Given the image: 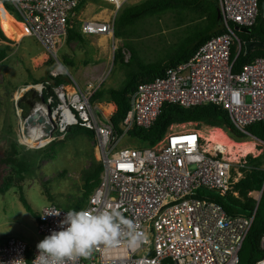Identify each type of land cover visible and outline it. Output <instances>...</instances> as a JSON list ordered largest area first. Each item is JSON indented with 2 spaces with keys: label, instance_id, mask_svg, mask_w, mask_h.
Listing matches in <instances>:
<instances>
[{
  "label": "built area",
  "instance_id": "2783aa9c",
  "mask_svg": "<svg viewBox=\"0 0 264 264\" xmlns=\"http://www.w3.org/2000/svg\"><path fill=\"white\" fill-rule=\"evenodd\" d=\"M107 1L112 9L100 8L98 16L86 17L78 10L80 0H9L10 8L0 0L10 21L21 31L17 40L7 36L10 44L16 45L24 34L34 35L55 65L62 64L66 69L57 73L54 65L49 73L69 77L52 85L45 96L42 91L50 84L49 79L29 82L35 85L54 123L47 142L62 139L74 124L94 132L92 151L96 150L100 170L83 204L74 210L119 204L124 215L140 224L150 237L148 244L136 249L101 248L90 259L81 258L79 264H236L254 210L250 215L229 214L212 193L237 194L234 183L247 166L244 155L231 158L229 152L210 145L204 132L187 127L167 130L150 146H117L134 126H150L164 102L184 107L218 104L235 127L247 134L248 124L264 123V55L253 56L238 69L233 67L245 42L238 32L250 30L254 24L258 0H217L223 30L200 43L185 60L166 67L162 74L139 81L128 94L129 106L119 122L120 131L109 118L111 112L105 113L91 100L107 70L79 83L58 56L74 20H79L81 33L113 37L119 8L127 2H138ZM18 136L21 140L24 135L21 132ZM256 191V195L246 193L258 201L261 193L260 189ZM68 210L52 201L45 203L38 211V232L46 237L60 230L59 222ZM55 211L60 215L44 216ZM260 246L264 249V233ZM38 254L36 247L31 248L18 236L9 235L0 243V264H32ZM255 264H264V256Z\"/></svg>",
  "mask_w": 264,
  "mask_h": 264
},
{
  "label": "rangeland",
  "instance_id": "374dc122",
  "mask_svg": "<svg viewBox=\"0 0 264 264\" xmlns=\"http://www.w3.org/2000/svg\"><path fill=\"white\" fill-rule=\"evenodd\" d=\"M135 2L137 1L127 2L119 10ZM105 4L103 0H83L79 3L78 10L81 11V16H85ZM9 11L15 14L13 10ZM1 13L7 14L6 10ZM175 15L174 11H167L157 16L141 17L131 25L128 34L120 37L81 33L83 40H65L58 51L59 59L79 83L90 80L104 69L107 70V75L102 83L106 86H119L126 76L127 68L131 65L135 67L140 61L162 58V53L168 46L181 37L185 22H179ZM72 24L79 30L78 19ZM5 30L8 31L6 25ZM19 37L20 35L13 38L17 40ZM40 49L41 44L34 35L24 34L8 57L0 62V156L12 138H15L21 157L27 160L28 166L23 172L21 187L33 210H39L48 201H53L60 207L74 209L79 197L83 194L86 196L89 186L97 179V163L94 162H98V157L96 150L92 151L94 138L85 133L69 134L53 143H46L41 148L28 145L22 138L18 140V135L21 134V116L18 109L24 107L27 110L28 105L42 102L33 85L29 83L37 82L32 81V76L38 78L44 74L45 61L51 57L44 48L42 51ZM64 56L69 62L62 60ZM128 59L132 62L130 65L126 63ZM23 88L26 90L22 91ZM107 102L109 101H93L94 104L104 107ZM42 105L44 106L43 103ZM182 127L199 129L206 133L218 126L186 121L172 123L168 130ZM221 129L236 140L227 130ZM248 137V140L257 143L258 149V153L248 155L264 153V142L251 135ZM128 145L144 146V143L138 137L124 133L117 147ZM244 158L247 159L246 155ZM9 235L21 237L31 248H37V244L45 238L37 230L34 215L22 204L15 185L0 192V237Z\"/></svg>",
  "mask_w": 264,
  "mask_h": 264
},
{
  "label": "trees",
  "instance_id": "16d2710c",
  "mask_svg": "<svg viewBox=\"0 0 264 264\" xmlns=\"http://www.w3.org/2000/svg\"><path fill=\"white\" fill-rule=\"evenodd\" d=\"M1 1L6 8H10L9 0ZM82 1L80 0V2ZM262 1L258 0V14L254 24L250 26V30L238 32L244 41L259 40L264 43ZM0 6L3 7L1 2ZM167 11H174L177 20L181 23L185 22L184 33L181 37L168 46L166 51L162 53V58L153 59L148 62L140 61L137 62L135 67L131 65L130 68H127L126 76L119 86H106L101 83L92 95V102L95 100H106L112 101L115 104V108L109 118L118 131L121 130L119 122L129 106L128 94L139 81L162 74L166 67L174 65L178 61L185 60L200 43L212 34L219 33L223 30L222 16L217 0H140L129 6L122 7L119 10L115 17L114 35L120 37L121 35L128 34L131 25L141 17L157 16ZM0 28L2 29L1 24ZM1 29L0 62H3L13 50L14 46L10 44L12 40ZM72 39H84L81 32L73 24L68 27L66 35L67 41ZM234 53L235 49H233L231 57L234 56ZM255 55H264V46H254L245 51L244 44H242L233 63L234 69H238L244 62ZM62 60L69 62V59L65 56ZM126 63L130 65L132 62L128 59ZM53 65H55L54 59L49 57L45 61L44 74L38 78L31 77L32 81L50 80V84L42 91L43 96L47 92H50L52 85L69 80L67 74L52 76L49 70ZM186 121L221 127L227 130L236 141H244V139L250 138L248 136L252 135L264 142V123L262 121L248 124L246 129L249 134H247L235 127L226 110L212 102L190 107H184L174 102H164L160 113L150 126H134L129 133L141 139L144 146H150L163 136L169 129L170 124ZM75 133H85L90 138H94L93 130L80 124L69 126L65 135ZM57 140H50L47 144ZM16 145L15 138H12L0 156V192L6 191L10 186H17L22 204L37 218L39 210L32 209L21 187V182L24 179L23 172L27 169L28 165L27 160L21 157ZM246 158L247 166L242 168L243 175L234 183V189L237 191V194H233L232 192L226 194L212 193L213 199L220 203L229 214L243 213L250 215L254 210L253 220L242 242L239 250V260L236 264H255L259 258L264 256V249L260 246V237L264 233V166H262L264 153L257 154L256 156L246 155ZM94 163H97L95 170L99 172L100 164L98 162ZM93 184L89 186L86 195ZM260 188L262 190L258 201L246 193ZM84 197H86L85 194L79 197L78 202L73 207L74 209L81 207L85 199Z\"/></svg>",
  "mask_w": 264,
  "mask_h": 264
},
{
  "label": "clouds",
  "instance_id": "9594fccd",
  "mask_svg": "<svg viewBox=\"0 0 264 264\" xmlns=\"http://www.w3.org/2000/svg\"><path fill=\"white\" fill-rule=\"evenodd\" d=\"M54 71H66L62 64ZM59 216L60 211L44 216ZM60 230H53L37 244L39 254L32 264H79L81 258L90 259L95 251L125 246L139 248L150 242L149 234L134 220L127 218L119 204L86 209H70L59 222Z\"/></svg>",
  "mask_w": 264,
  "mask_h": 264
},
{
  "label": "bare ground",
  "instance_id": "6f19581e",
  "mask_svg": "<svg viewBox=\"0 0 264 264\" xmlns=\"http://www.w3.org/2000/svg\"><path fill=\"white\" fill-rule=\"evenodd\" d=\"M24 90L26 89L23 88L22 91ZM27 107V110L24 107L18 109L21 116V132L24 135L22 139L32 147L41 148L48 140V133L44 130L46 122L45 106L42 105V102L37 101L34 105H28ZM102 107L104 112L107 113L112 109V104H107L105 107L103 105ZM40 116L43 119L37 121ZM31 119L35 121L33 124H30ZM205 136L211 142H209L210 145L219 146L224 151L229 152L231 158H238L249 153H258L257 143L255 141L247 140L240 142L233 140L220 127H213V130L206 132ZM249 193L257 194L256 190H252Z\"/></svg>",
  "mask_w": 264,
  "mask_h": 264
},
{
  "label": "crops",
  "instance_id": "0c3cea01",
  "mask_svg": "<svg viewBox=\"0 0 264 264\" xmlns=\"http://www.w3.org/2000/svg\"><path fill=\"white\" fill-rule=\"evenodd\" d=\"M106 2V4L104 6H102L101 8L105 9V11H108L110 9L113 8V5L112 3H110L109 1L107 0H103ZM100 5V4H98ZM5 10L3 7L0 6V24H1V27L2 29L4 30L5 34L10 36V37H17L18 35H21V31L19 30V28L15 25V23L13 24L11 21H10V17L8 14H5V15H2V11ZM99 10H100V7L97 9V10H94L92 12H90L89 14L85 15L86 17H95V16H98L99 15ZM81 13V11H80ZM5 25L8 29V31L5 30ZM19 42V41H18ZM18 42L16 43V45H13V49L17 46ZM41 44V43H40ZM41 51L43 50V46L41 44ZM39 50V52H41ZM33 53H37V52H33ZM37 56V55H36ZM32 58V57H31ZM99 71V70H98ZM106 104V103H105ZM107 104H112V109L109 111L112 113V111L114 110L115 108V104L112 102V101H109L107 102ZM102 106V105H101ZM53 202V201H52ZM55 203V202H54ZM30 212V211H29ZM33 215V214H32ZM35 217V216H34ZM36 218V217H35ZM37 220V218H36ZM7 236H3V237H0V243L4 240V238H6ZM30 246V245H29Z\"/></svg>",
  "mask_w": 264,
  "mask_h": 264
},
{
  "label": "water",
  "instance_id": "95a60500",
  "mask_svg": "<svg viewBox=\"0 0 264 264\" xmlns=\"http://www.w3.org/2000/svg\"><path fill=\"white\" fill-rule=\"evenodd\" d=\"M261 9H262V14L264 15V0L261 2ZM246 30L248 31L249 29H246ZM254 46H264V43L262 41H259V40H248V41L244 42L245 51L253 48ZM40 100L44 104V101L42 100V98H40ZM45 118H46V122H45L44 130L47 133H49V129L54 126V123L51 120L50 116L48 115V108L46 109ZM42 119H43V117L40 116L37 121L42 120ZM34 122L35 121L32 119L30 120V124H33ZM261 190H262V188H260V193H261Z\"/></svg>",
  "mask_w": 264,
  "mask_h": 264
},
{
  "label": "snow or ice",
  "instance_id": "6c2138e0",
  "mask_svg": "<svg viewBox=\"0 0 264 264\" xmlns=\"http://www.w3.org/2000/svg\"><path fill=\"white\" fill-rule=\"evenodd\" d=\"M121 167H125L124 165H121Z\"/></svg>",
  "mask_w": 264,
  "mask_h": 264
}]
</instances>
